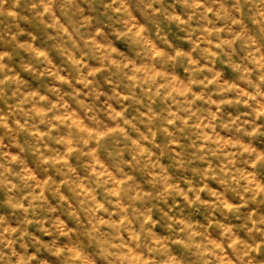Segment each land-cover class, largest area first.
<instances>
[{
	"label": "clouds",
	"instance_id": "obj_1",
	"mask_svg": "<svg viewBox=\"0 0 264 264\" xmlns=\"http://www.w3.org/2000/svg\"><path fill=\"white\" fill-rule=\"evenodd\" d=\"M0 264H264V0H0Z\"/></svg>",
	"mask_w": 264,
	"mask_h": 264
}]
</instances>
